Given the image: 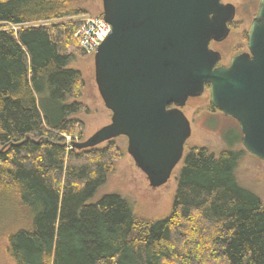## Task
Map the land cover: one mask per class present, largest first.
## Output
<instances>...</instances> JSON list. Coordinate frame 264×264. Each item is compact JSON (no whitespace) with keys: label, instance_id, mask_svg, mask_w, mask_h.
Masks as SVG:
<instances>
[{"label":"trees","instance_id":"trees-1","mask_svg":"<svg viewBox=\"0 0 264 264\" xmlns=\"http://www.w3.org/2000/svg\"><path fill=\"white\" fill-rule=\"evenodd\" d=\"M73 2L0 0V205L18 222L5 234L7 262L264 264V204L235 175L243 150L186 149L158 219H138L117 193L94 199L123 150L115 138L68 145L89 112L81 72L67 66L80 22L41 23L81 14Z\"/></svg>","mask_w":264,"mask_h":264},{"label":"water","instance_id":"water-1","mask_svg":"<svg viewBox=\"0 0 264 264\" xmlns=\"http://www.w3.org/2000/svg\"><path fill=\"white\" fill-rule=\"evenodd\" d=\"M101 1L110 31L93 54L94 81L110 121L70 147L125 136L126 152L149 186L159 187L184 157L191 127L182 107L207 86L209 106L236 120L243 148L264 161V0L250 21L247 50L228 64L209 43L228 35L230 2Z\"/></svg>","mask_w":264,"mask_h":264},{"label":"rangeland","instance_id":"rangeland-1","mask_svg":"<svg viewBox=\"0 0 264 264\" xmlns=\"http://www.w3.org/2000/svg\"><path fill=\"white\" fill-rule=\"evenodd\" d=\"M224 1L236 7L234 24L223 42H213L210 46L220 51L221 63L227 64L231 56L247 50L245 34L256 11L258 0ZM73 4V9H80L81 14L41 23L72 20L80 22L83 17L97 16L102 10L101 0H74ZM6 27L14 30L17 28V26L10 25ZM69 49L74 52V57L70 58L67 66L81 72L84 87L80 100L89 109L88 113L78 115L83 122V133L82 138L75 141H82L110 121V111L104 106L97 91L94 81L93 55L80 49L77 44L73 48L70 46ZM182 111L191 127L190 136L184 145V153L186 149L193 146H205L215 153L223 148L243 150L235 170L237 181L243 187L256 193L264 204V161L254 157L243 148L240 142L241 131L236 120L209 106L207 88L200 96L189 97ZM115 142L123 150V154L115 161L112 173L97 191L94 199L104 194L117 193L131 203L138 219L154 220L166 216L171 209L176 187L175 174L181 162L174 168L165 184L152 188L145 174L126 152V137L119 136L115 138ZM2 208L0 205V264H9L4 257L2 245L6 232L17 227L18 222L13 207H10L12 217L10 213L9 216L3 214V209L9 211L8 207Z\"/></svg>","mask_w":264,"mask_h":264},{"label":"built area","instance_id":"built-area-1","mask_svg":"<svg viewBox=\"0 0 264 264\" xmlns=\"http://www.w3.org/2000/svg\"><path fill=\"white\" fill-rule=\"evenodd\" d=\"M109 31L110 25L101 16L87 15L80 20L73 37L80 49L93 54Z\"/></svg>","mask_w":264,"mask_h":264},{"label":"flooded vegetation","instance_id":"flooded-vegetation-1","mask_svg":"<svg viewBox=\"0 0 264 264\" xmlns=\"http://www.w3.org/2000/svg\"><path fill=\"white\" fill-rule=\"evenodd\" d=\"M225 2V1H224ZM235 15H236V7H235ZM235 17V16H234ZM232 24H234V18H233V20L228 24V26H229V28H231V26H232ZM229 32H230V30H229ZM229 34V33H228ZM228 37V35L226 36V38ZM225 38V39H226ZM225 39H223V40H221V41H214V40H212V41H210V43H209V47L211 48V46H210V44L211 43H216V42H223ZM211 49H213V48H211ZM213 50H216V49H213ZM216 51H218L219 53H220V51L219 50H216ZM221 54V53H220ZM236 55V54H235ZM234 56V55H233ZM232 57V56H231ZM221 59H222V55H221ZM220 63H221V60H220ZM228 63H229V61H228ZM227 63V64H228ZM222 64V63H221ZM206 89V88H205ZM188 100V99H187ZM187 102V101H186Z\"/></svg>","mask_w":264,"mask_h":264}]
</instances>
